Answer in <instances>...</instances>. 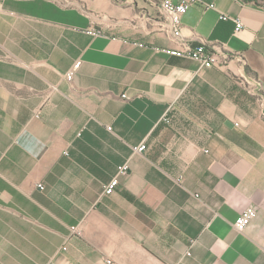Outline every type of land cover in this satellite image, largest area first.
<instances>
[{
  "label": "crops",
  "instance_id": "0c3cea01",
  "mask_svg": "<svg viewBox=\"0 0 264 264\" xmlns=\"http://www.w3.org/2000/svg\"><path fill=\"white\" fill-rule=\"evenodd\" d=\"M162 1L0 0V264H264V0L182 17L221 68Z\"/></svg>",
  "mask_w": 264,
  "mask_h": 264
},
{
  "label": "built area",
  "instance_id": "2783aa9c",
  "mask_svg": "<svg viewBox=\"0 0 264 264\" xmlns=\"http://www.w3.org/2000/svg\"><path fill=\"white\" fill-rule=\"evenodd\" d=\"M194 5H202L206 9H214L213 3H206L204 0H163L161 3V8L166 16V25L167 31L170 36L177 42L178 47L175 49H165V52L168 55L187 58L197 61L200 64L201 68H211V67H225L227 64L228 55H220L217 52L215 45L212 43L198 38V46L193 47L189 40H187L183 36V27H182V17L187 13L190 7ZM220 20L227 21L231 20L235 23V32H238L242 25L239 19L232 18L229 16L221 15L219 17ZM200 47H211V55H199V48ZM78 68V64H75L73 68L66 74V80L72 81L74 72ZM261 115L264 118V104L261 103ZM38 116V115H36ZM110 130V128H107ZM146 146L141 144L139 146L133 147L134 153H142L145 151ZM128 167L126 165L119 167L118 172L119 174H126ZM117 178L111 180L103 189V195H111L116 186H117ZM42 189V186H38ZM257 212L254 208L249 207L244 212H242L234 221L233 227L236 231H243L247 228L251 222L256 219ZM71 233L74 235H80V229L78 226L71 227ZM65 249V248H63ZM107 264H110L107 261Z\"/></svg>",
  "mask_w": 264,
  "mask_h": 264
},
{
  "label": "bare ground",
  "instance_id": "6f19581e",
  "mask_svg": "<svg viewBox=\"0 0 264 264\" xmlns=\"http://www.w3.org/2000/svg\"><path fill=\"white\" fill-rule=\"evenodd\" d=\"M199 55H211V47H200Z\"/></svg>",
  "mask_w": 264,
  "mask_h": 264
}]
</instances>
